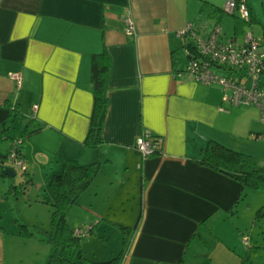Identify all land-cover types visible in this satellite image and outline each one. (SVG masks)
<instances>
[{"label": "crops", "instance_id": "obj_1", "mask_svg": "<svg viewBox=\"0 0 264 264\" xmlns=\"http://www.w3.org/2000/svg\"><path fill=\"white\" fill-rule=\"evenodd\" d=\"M226 1L0 0V105L17 107L20 114L11 121L19 117L22 128L33 129L29 138L10 133L8 154L20 142L26 173L37 161L43 172H53L49 182L67 160L100 163L91 187L69 210L68 223L73 229L97 225L91 233L97 236L86 242L93 248L104 224L128 226L122 264H264L263 257L255 258L264 243L246 235L258 223L264 194L200 163L210 141L256 156L246 143L264 132L260 110L224 102L218 85L177 77L189 63L179 32L189 23L206 32L205 20L226 32L225 16L219 19L212 9H224ZM248 4L252 28L264 37V0ZM231 16V38L241 41L246 26L237 13ZM127 17L135 21L136 37L127 34ZM103 52L110 58L108 111L103 143L93 148L87 144L93 62ZM13 73L23 75L20 90ZM143 135L164 138L161 152L144 159L134 148ZM8 154L0 151L2 158ZM2 166L0 160V264H48L52 246L30 234L41 226L25 221L30 229L23 230L20 220L12 222L11 194L18 195V188Z\"/></svg>", "mask_w": 264, "mask_h": 264}, {"label": "trees", "instance_id": "obj_2", "mask_svg": "<svg viewBox=\"0 0 264 264\" xmlns=\"http://www.w3.org/2000/svg\"><path fill=\"white\" fill-rule=\"evenodd\" d=\"M212 9L215 14H219V19L227 14L224 9L214 6ZM109 71L110 58L107 52L95 55L93 62L95 106L87 140V144L93 148H98L103 143L101 132L108 111ZM19 114L20 110L10 103L0 105V143L11 138L9 122ZM29 132V129L26 130L22 137L28 138ZM200 163L239 181L245 189L264 190V161L255 156L240 153L219 142L210 141L202 152ZM100 166V163L81 165L76 160H67L62 172L52 176L50 181L53 194L51 227L49 229L35 227L34 231H30L32 236L39 234L42 241L52 246L48 264H122L126 250L107 261L99 262L86 257L82 247L85 237L78 236L76 233L78 229H73L68 223L69 210L91 187L100 172ZM4 168L2 166V169ZM17 188L14 187V189ZM262 216H264V207L257 213L258 218ZM21 228L30 229L26 224H21ZM94 228L95 226L89 229L88 235ZM127 228L126 230H129ZM126 244L127 242L125 249L128 246Z\"/></svg>", "mask_w": 264, "mask_h": 264}, {"label": "built area", "instance_id": "obj_3", "mask_svg": "<svg viewBox=\"0 0 264 264\" xmlns=\"http://www.w3.org/2000/svg\"><path fill=\"white\" fill-rule=\"evenodd\" d=\"M225 12L230 15H239L246 26L243 40L236 37L226 39L220 25L205 30L194 23H189L179 37L186 44L190 56L187 70L177 74V77L189 75L206 85H218L224 91V102L233 106H255L260 110V121L264 126V37H258L252 26L253 16L248 0H228ZM127 34L137 36V28L132 17L126 18ZM20 90L23 85L21 73L10 74ZM38 106L34 110L37 111ZM257 140L264 141V132L256 136ZM165 140L162 137L143 135L136 140L135 150L144 159H148L161 152ZM21 143L15 144L9 157L16 166L26 172L23 160ZM78 236L87 237L89 229H78ZM243 242L250 246L251 238L244 237Z\"/></svg>", "mask_w": 264, "mask_h": 264}, {"label": "rangeland", "instance_id": "obj_4", "mask_svg": "<svg viewBox=\"0 0 264 264\" xmlns=\"http://www.w3.org/2000/svg\"><path fill=\"white\" fill-rule=\"evenodd\" d=\"M227 1L224 3L223 7H225ZM204 20L205 18L202 19L201 21ZM224 22H225V26L224 25L223 26L226 29V32H224L225 36H227L228 38L233 37L235 30H234V20L232 16L230 14H226ZM202 23L206 25L207 27L206 29L208 30L212 29L213 28L212 25H214L212 20L211 21L205 20ZM239 39L241 40V38ZM19 120L20 119L18 117L9 123V126L11 128L10 133L13 139L20 137V135L22 136L24 132L28 130V128H22ZM32 132L33 129L29 132L28 138L30 137ZM246 144L249 151L256 153L255 157L264 161V141L257 140L254 136L253 140L249 141ZM0 145H1L0 147L1 154L7 155L11 148L10 141L5 140L2 143H0ZM0 160L5 162V167L14 168L17 170V176L13 179L16 181L18 187L17 193L19 194L16 196H14V194H11L13 195L12 200H13V211H14V215L10 213V217L13 218L12 222L14 223V220L17 219L21 221V224L26 223L25 221H28L29 223L32 221L31 223H37V225H40L41 228L43 229H46L45 227H48L49 225L51 226L50 222L52 219V212H53V207L51 206L52 205L51 203L53 202V194L50 188V182L47 180V174L51 175V173L53 172H43L42 171L43 169H41L37 161H34L33 164H29L28 166L29 172L26 173L24 171H21L16 166L15 162L9 157V154L8 156H6V158L0 157ZM254 191L264 194V190H254ZM31 218L35 220H32ZM247 219L248 217L245 215L243 217L244 222L247 221ZM77 220H80V218H77ZM257 220L258 223L254 226L252 225L250 227L249 232L246 233V235L249 236L253 235L254 240L257 237L258 243L260 245L261 242L264 243V238H263L264 217H259ZM69 224L72 225L71 222ZM93 227L90 224H88V226L84 227L83 229L88 230ZM127 227L128 226L126 225L122 226L112 223L104 224L100 229V231L103 232L102 233L103 236L100 235L99 237L102 241L100 239H97L98 241L95 242L94 248L93 246L90 247L91 244L89 245L87 244L86 246V242L91 240L92 236L96 237L97 235L90 234L87 237H85L83 239L82 245L85 244L84 248L86 246V248L84 249L85 250L84 254L86 255V257H88L91 260L94 259L95 261L96 257H101L102 254L107 255L108 253L112 254L115 252L119 253L120 251H122V248L124 247L125 243L127 242V244H129L130 242V235L128 234V230H126ZM97 229L98 227L96 228V230ZM260 248L261 246L257 247L256 249L257 252L260 251ZM256 250L253 251L254 255ZM94 251H95V255H94ZM118 255H120V253ZM258 257L260 259L261 257H263L262 259L264 260V251L262 253L260 251L258 255L256 254L255 258L257 259Z\"/></svg>", "mask_w": 264, "mask_h": 264}, {"label": "water", "instance_id": "obj_5", "mask_svg": "<svg viewBox=\"0 0 264 264\" xmlns=\"http://www.w3.org/2000/svg\"><path fill=\"white\" fill-rule=\"evenodd\" d=\"M4 175L15 178L17 176V170L14 168L5 167L3 171Z\"/></svg>", "mask_w": 264, "mask_h": 264}]
</instances>
